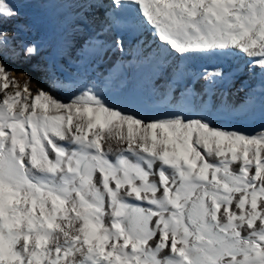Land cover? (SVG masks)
I'll return each mask as SVG.
<instances>
[{
	"label": "snow or ice",
	"instance_id": "snow-or-ice-1",
	"mask_svg": "<svg viewBox=\"0 0 264 264\" xmlns=\"http://www.w3.org/2000/svg\"><path fill=\"white\" fill-rule=\"evenodd\" d=\"M26 2L71 8L60 53L76 71L37 63L36 87L9 74L5 61L39 52L16 39L20 12L0 0V264H264V123H214L264 122V0ZM194 57L244 67L197 73ZM257 68L238 108L218 109L191 83L214 94ZM145 73L165 83L163 115L134 110V91L105 98Z\"/></svg>",
	"mask_w": 264,
	"mask_h": 264
},
{
	"label": "rangeland",
	"instance_id": "rangeland-1",
	"mask_svg": "<svg viewBox=\"0 0 264 264\" xmlns=\"http://www.w3.org/2000/svg\"><path fill=\"white\" fill-rule=\"evenodd\" d=\"M7 2L20 12L19 19L10 26V30H15L18 25V33L13 31L16 39L35 42L39 52V55L30 62L24 61L23 59L15 62L5 61L9 74H13L15 72V68L18 64H28L31 66L30 72L32 74H36V76H38L37 78L40 79L35 70V65L39 63L41 65L55 64L58 69H62V75L71 76L76 71L75 57L72 59H61L60 50L63 43L72 37L73 20H68L59 16L53 18L48 14L47 6L27 3L26 0H7ZM104 62L101 66V71H104ZM189 66L197 73L202 72L204 69L211 71L219 68L222 69L226 75L234 73L238 67H244L242 63L231 57L221 59L214 57H194L189 62ZM258 70L259 69L257 68L255 80L259 75ZM245 74L251 73L245 69L242 73L236 74L231 83L226 84L223 87H218L214 94H204L205 90L203 89V85L205 82L202 79L193 80L191 83L193 84L195 90L202 96L221 101L215 106L218 109H222L225 105H227L229 95H237L243 86H246L249 90L254 88L251 87V84L245 80ZM159 82L160 81H156L155 87H153L149 81L148 75L145 73L143 76H137L132 79V85L126 92H124L123 84L117 85L110 91L102 90V92L109 103H117L121 97L134 91L140 96L142 101L141 104L134 110L139 111L141 115L160 116L163 115L168 106L166 101L162 99L161 94L158 92ZM257 85L255 86L256 88L259 87ZM248 92L246 95H248ZM53 94L66 100L71 93L62 91L54 92ZM239 99H241V97L235 98L234 102L236 101L238 105L233 106V108H238L244 104L245 101H241L242 99ZM234 102L232 105H235ZM118 106L125 107L123 104H118ZM214 123L246 133H253L256 130H260L261 124L264 122L260 120H246L239 115H234L230 119H217Z\"/></svg>",
	"mask_w": 264,
	"mask_h": 264
},
{
	"label": "bare ground",
	"instance_id": "bare-ground-1",
	"mask_svg": "<svg viewBox=\"0 0 264 264\" xmlns=\"http://www.w3.org/2000/svg\"><path fill=\"white\" fill-rule=\"evenodd\" d=\"M47 11H48V14L50 16H52L53 18L55 17H62V18H66V19H70V20H74V14L71 10L70 7L68 6H55V5H49L47 6ZM93 27H97V25H93ZM117 59V57L115 55H113L112 53H109L108 56L105 57V62H104V70H106L107 68H109L112 64L113 61H115ZM30 69H31V66L28 65V64H18L15 68V74H16V77L17 79L23 83L24 80H25V76H22V75H19L20 73H25L27 74L28 76H31L32 77V86L33 87H36V81L38 80V76H36V74H32L30 72ZM259 71V70H258ZM257 71L255 70L254 73H251V74H245V80L248 81L250 84H251V87H255L257 84V86H259V82H260V76L258 75L257 76V81L255 80V73ZM38 75V74H37ZM132 85V79L129 80L127 86H124V92H126L130 86ZM244 87V88H243ZM241 88V90H239L240 92L237 93V95H234V94H231L229 95V101L227 103V106H237V102L235 100L236 97H241V101H245L246 100V93L249 91V88H247L246 86H243ZM164 88H165V83L163 80H160L159 84H158V92L161 94L163 91H164ZM204 99H210L211 103L213 105H217L218 103H220L221 101L217 100V99H214V98H209V97H204ZM238 100V101H239ZM235 103V105H232V103ZM240 103V102H239Z\"/></svg>",
	"mask_w": 264,
	"mask_h": 264
}]
</instances>
